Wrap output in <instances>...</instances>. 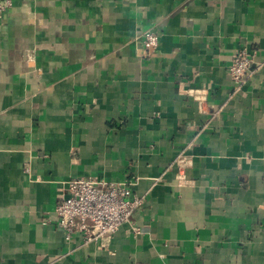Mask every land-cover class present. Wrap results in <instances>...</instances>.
Instances as JSON below:
<instances>
[{
    "label": "crops",
    "instance_id": "0c3cea01",
    "mask_svg": "<svg viewBox=\"0 0 264 264\" xmlns=\"http://www.w3.org/2000/svg\"><path fill=\"white\" fill-rule=\"evenodd\" d=\"M74 177L141 202L113 235L66 241L54 212ZM0 264H264V0H15L0 15Z\"/></svg>",
    "mask_w": 264,
    "mask_h": 264
},
{
    "label": "built area",
    "instance_id": "2783aa9c",
    "mask_svg": "<svg viewBox=\"0 0 264 264\" xmlns=\"http://www.w3.org/2000/svg\"><path fill=\"white\" fill-rule=\"evenodd\" d=\"M15 0H0V15L8 10ZM143 44L153 49L159 44V35L152 30L143 33ZM252 58L245 49L233 54L229 74L240 90L251 75ZM179 167H185L187 160L179 158ZM26 172L30 168L26 167ZM180 178L181 174L179 175ZM66 194L57 203L54 216L63 228L66 241L79 235L84 244L111 236L129 220L132 209L141 200L130 198L129 189L123 182L101 180L96 177H74L65 182Z\"/></svg>",
    "mask_w": 264,
    "mask_h": 264
}]
</instances>
